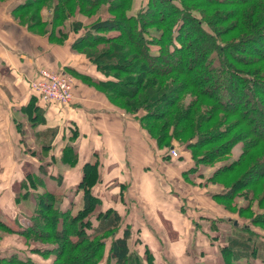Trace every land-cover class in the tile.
I'll list each match as a JSON object with an SVG mask.
<instances>
[{"label": "trees", "instance_id": "16d2710c", "mask_svg": "<svg viewBox=\"0 0 264 264\" xmlns=\"http://www.w3.org/2000/svg\"><path fill=\"white\" fill-rule=\"evenodd\" d=\"M135 1L14 0L13 12L53 43L78 33L72 47L105 77L91 84L136 115L166 154L175 140L183 145L169 158L189 163L185 182L221 184L215 201L264 229V211L251 209L254 201L264 209V0H139L133 11ZM31 90L26 109L38 110L35 100L42 97ZM98 164L83 166L80 201L64 204L63 194L36 192L31 218L17 229L0 221V229L21 235L32 254L53 255L49 264H100L104 255L105 264H154L148 247L145 257L132 248L120 212L92 192ZM37 183L30 173L22 185ZM237 198L244 202L238 207ZM216 220L210 218L215 232ZM225 239L222 264H264V235L249 225L234 223ZM0 264L40 263L0 249Z\"/></svg>", "mask_w": 264, "mask_h": 264}, {"label": "crops", "instance_id": "0c3cea01", "mask_svg": "<svg viewBox=\"0 0 264 264\" xmlns=\"http://www.w3.org/2000/svg\"><path fill=\"white\" fill-rule=\"evenodd\" d=\"M13 1H0V221L17 229L32 213L36 192L63 194L64 204L80 201L83 166L97 160L99 178L92 192L120 212L131 239L158 246L155 235L162 234L163 240L173 242L169 247L176 254L186 252L183 225H198L197 219L211 222V195L183 178L189 163L169 158L136 115L111 103L91 84L105 77L72 47L78 33L70 32L62 43L50 42L15 16ZM139 2L133 11L139 10ZM42 68L72 74L69 105L36 99L38 110L26 109L33 96L30 82ZM85 75L92 80L83 79ZM30 173L39 184L28 189L22 182ZM204 235L213 237L206 229ZM25 243L16 232L0 229V249L26 254Z\"/></svg>", "mask_w": 264, "mask_h": 264}, {"label": "rangeland", "instance_id": "374dc122", "mask_svg": "<svg viewBox=\"0 0 264 264\" xmlns=\"http://www.w3.org/2000/svg\"><path fill=\"white\" fill-rule=\"evenodd\" d=\"M30 11H32V10L29 9L26 11V13H24V15L22 17L23 21H25L27 19L28 13ZM64 31L66 32L67 29L64 28ZM69 74H71V73H69ZM39 100L41 101V99H39ZM182 146L183 145L180 142L175 140L174 146L169 148V150H167V152L169 154V151L173 148H175V150L177 152H179V150ZM216 165H217V163H216ZM216 165L207 167L205 169V173H204L205 175L204 176L207 177L208 175H210L213 172V170L216 168ZM204 178H202V182L205 181ZM194 182L198 185L201 184L200 183L201 181H199L198 179H196ZM202 188L205 190V193L207 192L209 195H211V200H210L211 206L208 207V209H209V214L211 216V219L212 220L218 219V220H216L218 230L216 232L211 230V224H210L209 220L199 221L197 219V222H199L198 225H196L194 223L188 224V225L182 224L183 227L185 226V228H183L182 231L185 232V236L187 237V238H185L186 240H185V246H184L185 250H186V252H184L185 255H183L184 253L182 251H180V254H176L172 250V247L171 248L169 247V245H173V244H171L173 242H168L166 240H163L162 234L155 235L156 236L155 238L157 240H159V243H158V241H156L158 243V246H154L151 242H147V244H146V246L149 247L148 250L153 255L157 256V258H155V256H154V258H155L154 264H158V262L160 264H195L196 261H198V260L202 261V262L206 261V264H222V263H224V261L227 260V257L222 252V246L225 244V240H226L225 236H227L231 233L232 226L234 223L239 224V225H249L251 230H254L256 233H258L259 237L261 235H264V229L262 227L255 226L252 223H250V216H245V217L241 216V215H239V213L237 212L236 209L227 210L222 204H220V203L218 204V202L215 201L213 194L215 192H217L218 190H222L223 186L221 184L214 185L211 183L210 184L204 183L202 185ZM205 196H207V195H205ZM242 203H244L243 200H241V198H237V199H235L233 204L238 207V205H241ZM186 209L188 211L189 210L191 211L190 214L193 213L191 205H188L186 207ZM251 209H252V212H254V213H259L260 211H264V209L258 208L256 201H254V203L252 204ZM31 216L32 215L29 214V216L27 218H31ZM93 218H94V215H93ZM220 218H223V220L221 221ZM24 221H25V219H23V222ZM204 229L210 231V234L213 235V238H211L209 236L205 237V235L203 236ZM90 232H92V229H89V233ZM214 235L216 237H214ZM134 238H135V236L132 237L131 243H130L132 248H134L143 257H145L146 255H144V249H145V246H143L144 244H142L138 239L136 242L135 241L136 239H134ZM106 241H108V243H110L109 238H107ZM148 243H150V244H148ZM108 248H109V245L106 246V252H107ZM27 250H28V248H27ZM27 250L26 251L24 250L26 253L24 255L25 256L28 255L31 258H34L40 264H49L50 260L54 258L53 255H50L47 258H45L42 255H40L39 253L33 252V254H32L29 250L28 251ZM203 250H206L207 252L205 253ZM202 251H203V253H202ZM106 258H107V256L104 255V258L102 259L100 264H105ZM156 260H158V262ZM193 261H195V262L193 263Z\"/></svg>", "mask_w": 264, "mask_h": 264}, {"label": "built area", "instance_id": "2783aa9c", "mask_svg": "<svg viewBox=\"0 0 264 264\" xmlns=\"http://www.w3.org/2000/svg\"><path fill=\"white\" fill-rule=\"evenodd\" d=\"M30 86L47 102L69 105L73 98V76L64 70L42 68ZM171 156H177L175 148L169 151Z\"/></svg>", "mask_w": 264, "mask_h": 264}]
</instances>
